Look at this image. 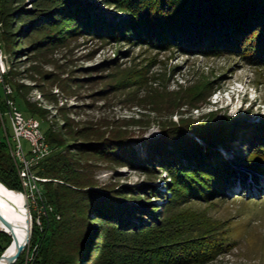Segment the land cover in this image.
Listing matches in <instances>:
<instances>
[{
    "label": "rangeland",
    "instance_id": "1",
    "mask_svg": "<svg viewBox=\"0 0 264 264\" xmlns=\"http://www.w3.org/2000/svg\"><path fill=\"white\" fill-rule=\"evenodd\" d=\"M91 3L109 17L119 13L113 19L122 16L104 0ZM44 33L33 32L19 53L5 48L6 83L14 89L19 108L29 112L25 102L32 105L43 129L59 140L54 152H63L94 184L90 187L110 191L151 184L161 191L159 196L142 193L141 200L151 205L145 206L143 218H129L137 228L103 231L81 264H264V170L237 165L239 177L224 185V193L184 198L167 189L176 179L161 166L169 164L171 155L162 154L168 151L178 158L176 171L181 165L189 169L184 151L171 147H180V137L195 138L188 128L227 118L259 122L264 116V67L238 54L188 53L177 46L85 29L54 44L34 45ZM249 130L240 127L229 146L217 142L213 156H249V149L259 144ZM195 140L204 144L199 137ZM26 201L33 225L35 206ZM92 217L100 223L96 214ZM195 220L202 232L218 228L229 248L204 258V246L191 261L181 256L180 244L169 241L199 242L200 230L191 226ZM163 233L167 236L161 238ZM3 237L7 244V235ZM30 242L24 257L33 247Z\"/></svg>",
    "mask_w": 264,
    "mask_h": 264
},
{
    "label": "trees",
    "instance_id": "2",
    "mask_svg": "<svg viewBox=\"0 0 264 264\" xmlns=\"http://www.w3.org/2000/svg\"><path fill=\"white\" fill-rule=\"evenodd\" d=\"M104 3L116 6L122 16L113 19L119 14L114 12L109 17L103 10H97L91 0H0V47L3 54L7 58V47L15 54L19 53L24 47L21 44L33 32H46L34 43L41 45L57 43L85 29L99 34L122 35L120 37L128 40L150 41L159 47L177 46L188 53L238 54L252 64L264 67V0H104ZM7 75L5 71V82ZM13 97L16 100L14 94ZM2 98L0 101L5 109ZM25 104L29 112L24 113L38 117L32 105ZM242 126L250 128L249 131L259 139L257 147L249 149L250 157L242 152L232 158L221 154L214 157L212 153H218L217 142L229 146ZM188 130L204 144L186 135L179 138V148L171 147L174 151H184L189 169L181 165L176 171L178 158L168 151L162 152L171 155L167 158L169 164L161 166L176 179L175 186L167 184L174 197L208 198L224 193V185L239 177L237 165L264 170V116L252 124L241 117L227 118L218 124L206 122ZM43 131L52 151L34 166L35 173L46 178L39 183L42 188L40 198H43L47 213L39 216L36 210H32L34 220L30 244L37 245L33 264H81L86 250L96 244L103 231L107 234L112 230L137 228L129 218L132 215L143 218L145 206L151 205L141 200L142 193L149 196L152 192L159 196L161 191L151 184L123 186L110 191L90 187L94 184L86 181L63 152H54L59 143L57 136L50 130ZM11 134L12 129L9 136ZM260 157L263 161L259 160ZM52 178L59 181L55 183ZM242 180L245 182L244 178ZM0 181L11 189L24 192L5 136H0ZM127 189L131 191L128 193ZM95 214L101 218L99 224L93 223L92 215ZM38 216L41 224L37 222ZM198 223L195 220L191 226L196 232L200 230L199 242L190 241V246V239L169 241L170 245L180 244L181 256H189L188 260L197 259L204 246V258L229 248L231 243L220 235L218 228L202 232ZM4 235H7V244H4ZM161 236L167 235L163 233ZM10 241L12 237L2 231L0 256ZM200 243L203 247L198 249ZM194 248L197 251L193 252ZM175 261L179 262L180 256ZM24 262L23 253L14 264Z\"/></svg>",
    "mask_w": 264,
    "mask_h": 264
},
{
    "label": "built area",
    "instance_id": "3",
    "mask_svg": "<svg viewBox=\"0 0 264 264\" xmlns=\"http://www.w3.org/2000/svg\"><path fill=\"white\" fill-rule=\"evenodd\" d=\"M0 83L3 88V103L0 101V134L5 136L9 142L11 153L14 157L16 167L24 186V193L30 206L33 204L38 210L39 216L47 213L43 198H39V191H42L39 181L46 178L38 176L34 171V166L39 164L52 151L50 143L47 141L42 129L41 120L34 115L25 114L17 105L13 97L14 89L6 84L3 73V55L0 47ZM6 119L9 121L12 134L6 130ZM3 132V133H2ZM38 207L40 209H38ZM43 211V212H41ZM37 222L41 224L40 218ZM37 245L28 248L25 255L24 264H33L35 260Z\"/></svg>",
    "mask_w": 264,
    "mask_h": 264
},
{
    "label": "bare ground",
    "instance_id": "4",
    "mask_svg": "<svg viewBox=\"0 0 264 264\" xmlns=\"http://www.w3.org/2000/svg\"><path fill=\"white\" fill-rule=\"evenodd\" d=\"M4 72H5V69L3 65V73ZM0 191L4 193L5 195H8V197H10V200H8L7 198L5 199L0 196L1 202L4 207L3 209H5L6 213L10 217L14 218L19 223V227L15 229V232H13L10 228L5 226L0 220V231L7 232L12 237L11 244L3 252L5 255H9L13 253L14 250L16 249V237L19 240H22L26 235L29 234L30 216H29V210L27 207V201H26L27 199L23 192L17 191L15 189H11L7 187L6 185H3L1 181H0ZM14 202L18 206H16ZM0 264H5V260L0 259Z\"/></svg>",
    "mask_w": 264,
    "mask_h": 264
},
{
    "label": "water",
    "instance_id": "5",
    "mask_svg": "<svg viewBox=\"0 0 264 264\" xmlns=\"http://www.w3.org/2000/svg\"><path fill=\"white\" fill-rule=\"evenodd\" d=\"M0 196L3 198H7L8 200H10V197H8V195H5L4 193H2L0 191ZM14 204L16 206H18L15 202ZM3 204L1 202L0 199V220L1 222L7 226L8 228H10L13 232H15V229L19 227V223L12 217H10L5 209H3ZM29 222H30V229H29V234L26 235L22 240H19L16 236V249L14 250L13 253L9 254V255H5L4 253L1 254L0 259H4L5 260V264H14L18 258L20 257L21 253L23 252V250L26 248L27 244L30 242L31 239V234H32V218H31V214L29 212Z\"/></svg>",
    "mask_w": 264,
    "mask_h": 264
}]
</instances>
